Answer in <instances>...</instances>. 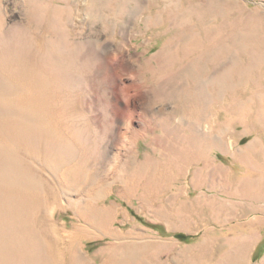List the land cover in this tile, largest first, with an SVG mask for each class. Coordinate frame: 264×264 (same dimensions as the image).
Returning <instances> with one entry per match:
<instances>
[{"label":"rangeland","instance_id":"rangeland-1","mask_svg":"<svg viewBox=\"0 0 264 264\" xmlns=\"http://www.w3.org/2000/svg\"><path fill=\"white\" fill-rule=\"evenodd\" d=\"M0 264H264V0H0Z\"/></svg>","mask_w":264,"mask_h":264},{"label":"trees","instance_id":"trees-1","mask_svg":"<svg viewBox=\"0 0 264 264\" xmlns=\"http://www.w3.org/2000/svg\"><path fill=\"white\" fill-rule=\"evenodd\" d=\"M178 237H181V236H178ZM191 237L190 236H184L183 239H190Z\"/></svg>","mask_w":264,"mask_h":264},{"label":"bare ground","instance_id":"bare-ground-1","mask_svg":"<svg viewBox=\"0 0 264 264\" xmlns=\"http://www.w3.org/2000/svg\"><path fill=\"white\" fill-rule=\"evenodd\" d=\"M237 254V253H236Z\"/></svg>","mask_w":264,"mask_h":264}]
</instances>
